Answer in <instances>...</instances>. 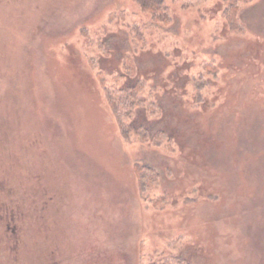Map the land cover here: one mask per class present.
Masks as SVG:
<instances>
[{
	"label": "rangeland",
	"instance_id": "rangeland-1",
	"mask_svg": "<svg viewBox=\"0 0 264 264\" xmlns=\"http://www.w3.org/2000/svg\"><path fill=\"white\" fill-rule=\"evenodd\" d=\"M162 2L0 0V264H264V0Z\"/></svg>",
	"mask_w": 264,
	"mask_h": 264
},
{
	"label": "trees",
	"instance_id": "trees-1",
	"mask_svg": "<svg viewBox=\"0 0 264 264\" xmlns=\"http://www.w3.org/2000/svg\"><path fill=\"white\" fill-rule=\"evenodd\" d=\"M142 6L146 9H149L153 12L155 15V18L158 20L159 18L166 17L168 15L167 13H164L166 11V7L162 4V0H140ZM228 17L229 19L232 20V23L239 24V17H238V4L235 2H229L228 6ZM127 60L126 62V67L125 70L128 73L127 75L130 77L129 81H137L135 84L131 85H125L121 90L116 91L117 94L115 95L110 88H105L106 93L110 99V102L112 104L113 111L117 115L121 127L123 130H131L137 128L135 124H133V121H131L129 124L126 122V117L129 116L130 114L134 113V110L137 109L141 105V99H140V92H141V82L138 81L139 79L137 78V73L133 71L131 63L133 62ZM128 81V82H129ZM140 108V107H139ZM143 125H141L139 128H141ZM143 128V127H142ZM145 128V127H144ZM124 130V131H125ZM141 130V129H140ZM4 205V204H2ZM6 214V216H3L6 224L8 225L7 227L11 230V232H16L17 227H18V220H20L23 216V212L21 209L15 208L14 209H9ZM17 210V211H16ZM10 233V231H8ZM2 236H4L2 234ZM15 244V243H14ZM10 246V245H9ZM2 250L1 244H0V252ZM12 255V254H10ZM174 258V257H172ZM175 259H178L176 264H192L191 261L183 259L181 256L180 257H175ZM173 261H167L163 264H173ZM176 262V261H175ZM157 264V263H153Z\"/></svg>",
	"mask_w": 264,
	"mask_h": 264
}]
</instances>
